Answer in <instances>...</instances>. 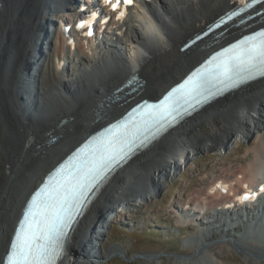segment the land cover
Here are the masks:
<instances>
[{
    "label": "bare ground",
    "instance_id": "1",
    "mask_svg": "<svg viewBox=\"0 0 264 264\" xmlns=\"http://www.w3.org/2000/svg\"><path fill=\"white\" fill-rule=\"evenodd\" d=\"M60 1L62 6L71 3V0ZM123 1L119 0L118 5L116 4L118 8H125ZM143 1H145L148 12L147 19L140 16L142 14L140 11H136V19L126 18L124 21L117 22L115 12H111L109 32L114 27H119L118 30L124 37L118 41H108L107 47H96V42L92 40V37H80V34H77V45L74 52L68 48L67 37L62 28L56 26L58 32L54 49L56 56L62 57L63 62L60 64L56 61L54 70L56 73L51 77L45 73V65L48 64L49 57L44 50L47 48L49 40L52 41L51 30H47L50 34L46 38L44 35L46 33L45 25L55 19L50 20L51 17L48 14L50 11L56 12L58 21L65 19L63 13L58 10L59 7L55 6L58 0H12L10 6L8 5L9 0H0V15L5 22L0 25V40L3 39L2 42L0 41V68L12 50L10 48L8 50L5 46L9 38L8 35H10L6 24L8 22H6V18L9 17L6 16L12 11L17 25L20 24L21 19L27 23L23 34L21 36L19 34L18 37V40L22 41V53L18 54L14 63L13 59L8 61L13 63L9 67L8 73L0 71V108L3 109L2 104L9 100L12 109L10 110L16 115L20 111V106L22 108L27 105V107H33L40 112L45 110L50 106L48 101L49 98L53 99L52 96L61 98L65 102L55 116L51 114L41 122L33 124L31 129L21 136L22 139L11 153H8L9 151L7 152L0 143V264L9 246L15 223L24 202L54 164L86 135L119 116L129 106L137 105L138 100H141L143 104L140 107H144L158 98L164 90L182 78L208 52L230 39L236 38L239 36L238 31L250 24L226 31L211 42H200L181 53L182 40L188 39L208 22L218 18L237 0ZM81 3L83 0H80ZM22 5L23 9L20 11ZM26 5H29L30 8ZM82 7L85 8L81 5L79 9ZM107 8L108 6H106V10ZM140 10L146 11L145 8ZM89 11H91V7ZM70 16H73V13H70ZM251 23H256V20ZM52 27L54 26L52 25ZM71 30L76 34L74 28ZM212 43L214 45H211ZM209 44L210 47H208ZM49 46L50 48L53 46L52 42ZM41 50L44 51L42 54H40ZM70 50L71 57L77 54L82 56V59L77 60L78 64L86 61V64H81L82 69L78 71L75 79L67 74L65 67L63 68L66 54ZM97 62L99 64H96ZM112 67L114 68L112 73L105 79L96 77L99 76L101 70ZM93 79L96 80L97 85L92 87V90L89 89L90 91L81 93ZM125 85L129 89L117 94V91ZM132 89L135 91L130 94L128 91ZM127 93L129 96L121 100V96ZM19 95L25 96L23 102L17 100ZM77 96L82 102L73 100ZM95 105V110L90 112ZM220 114H222V119ZM214 117L216 119L212 120L211 125L209 124L214 128L213 132L202 136L201 132L207 128L208 120ZM73 118L76 119L71 120ZM66 120H70L66 126L74 128L72 129L74 131L84 130L86 127L87 129L81 134L75 131L78 134L77 137L70 141L66 147L61 148L62 150L58 148L60 143L58 141L57 145L50 147V141L60 139L59 134L64 127L58 128V125ZM263 123L264 79L205 107L187 122L170 131L158 143L130 161L125 166L126 168H122L112 178L78 226L68 245L67 255L59 264H100L107 256L114 253L119 254L118 248L105 250L99 256L96 255L97 249L100 250L99 244L103 241L102 232L105 230L106 222L111 219H109V215L117 211V209L115 210L117 203H123L128 208L134 198L143 200L146 197H155L157 190L159 192V188L162 187L164 179H171L176 171L184 168L195 152L227 149L232 141L248 140L254 134L259 133L257 141L251 145V159L247 166L233 171L230 176H225L221 180L215 179L208 192L204 193L201 198L190 201L192 204L190 206L197 213H189L185 216L186 218H182L183 222L180 218L178 219L179 223L184 224L201 223L204 216L206 217L207 211H211V217L209 220L207 218V225L200 224L205 228L199 230V236L194 240L191 237L184 240L183 247L194 251L193 255L195 256L192 258L193 260L190 259L192 262L188 260L184 261V264L189 262L191 264L195 261L204 262L205 259L212 260V256L207 253L206 249L212 241L219 243V239H228L227 242H222L228 246L235 245L234 243L237 245L241 242L246 243L245 240L250 238L253 239V242H257L255 239L258 238L254 239V237L259 235L252 231L251 221L255 220L260 223L261 230L259 229V232H262L264 237V216L262 220H257L260 218L257 210L260 202L243 201L239 197L242 192L249 194L257 190L259 184L264 181V131L261 130ZM19 125L21 126V123ZM18 129L23 131L22 126ZM40 161L44 162V165L41 163L40 165H31ZM24 166L27 168L24 169ZM188 167L191 168L190 165ZM14 179L18 180L16 186H12ZM9 190L18 191V197L14 200L11 199ZM252 210L253 213H251ZM220 217L224 218L221 224L219 223ZM246 219L247 223H245ZM239 222L245 225L242 235L239 236V241L232 237H224L227 235H224L223 232L217 233L215 229L209 233L210 230L207 228L213 223L214 225L220 224V227H226L228 230L226 231L229 233L231 228L237 229V226L233 225ZM249 230L252 236L247 238ZM215 233L219 238L213 237ZM209 239L211 241L208 244L206 241ZM248 242L249 247L256 248L257 246L264 252V243H260L261 241L258 240L259 244L257 245L255 243L248 244ZM199 248L201 252L198 254ZM259 254L261 256V252H256L253 249L247 250L243 254L244 264H258L257 256ZM176 261L177 264H181V259L178 257Z\"/></svg>",
    "mask_w": 264,
    "mask_h": 264
},
{
    "label": "rangeland",
    "instance_id": "2",
    "mask_svg": "<svg viewBox=\"0 0 264 264\" xmlns=\"http://www.w3.org/2000/svg\"><path fill=\"white\" fill-rule=\"evenodd\" d=\"M8 5L9 6L12 5V0H9ZM26 7L30 8L29 5H26ZM22 9H23V5L20 7L19 10L21 11ZM6 17H9L6 18L7 19L6 22L8 21L6 24H7L8 34L10 35H8L9 38L7 39L8 41L5 43V46L7 47L8 50L9 48L12 50H10L9 53L10 55L8 56V59L3 63L2 68H0V71L5 74L8 73L9 67L13 65L14 60L18 57V54L22 53V41H19L18 37L19 34L20 36L23 34V31L27 27L26 25L27 23L24 19H21L19 25L16 24V19L13 17L12 11H10V13H8ZM0 18H1L0 19V25H1L2 22H4V20L2 19L1 15ZM0 41L2 42L3 39H1ZM10 45L11 47H9ZM13 47L16 49H14ZM54 48L55 46H53L52 50L50 51L51 53L48 54L49 57L48 64L45 65V73L51 77L56 73L54 72V70L56 69L54 63L55 55H56ZM81 57H82L81 55L78 54L75 55L71 65L67 70V74H69L71 78H73L75 75L77 76L78 72L76 74L75 72L78 68L80 70L81 64H86V61L79 64L77 63V60H79ZM11 59H13L12 64L8 62ZM113 69H114L113 67L108 69L107 68L103 69L101 70L100 74H98L99 76L96 77L98 79H105L107 76L110 75V73H112ZM97 78L95 79L98 80ZM95 79L91 80L81 93L92 90V87H95L97 85ZM24 98L25 96H21V95L17 96V100H19V102H23ZM52 98L53 99L49 98L48 104H50V106L46 108L47 110L46 109H45L46 111L41 110V112L40 110L33 109V107H27L26 105L25 107L22 108L20 106L19 113H16L15 115L11 111L12 109L10 107L9 100H7V102H4L2 104L3 106L1 107L3 109L0 108L1 110H3L2 112L0 110V137H1L0 143L5 147L7 152L9 151L8 153H11V151L15 150V146L22 139L21 136L24 133L26 134L28 132V129H31V126L33 124H35L36 122H41L43 119H46L49 116H51V114L52 116H55V114H57V111L62 109L61 105H64L65 102L61 98H55L54 96H52ZM73 100L76 102H82L81 99H78V96L74 97ZM137 104H142L141 100H138ZM96 105L94 106V109H91L90 112H92V110L93 111L95 110ZM219 116L221 118L222 114H220ZM74 119L76 118H73L71 120ZM214 119H216V117L208 120L206 126L207 128L201 132L202 136H207L208 133L213 132L214 128L211 127L210 125L212 124V120L214 121ZM18 122L19 124L21 123L23 131H19L18 128H20L21 126L17 124ZM69 123L70 120H66L62 125V127L64 128L63 130H61L62 134L61 133L59 134L60 139L57 140L58 143L60 142L59 144L61 147L58 144V148L60 150H62L61 148L66 147L67 144L73 139H75L78 134H81L82 132H84V130L87 129L86 127L84 130L82 129H79L77 131L75 130L77 133L79 132L77 134L74 130H72L74 128L70 126H66ZM60 127L61 126H59L58 128ZM71 130L73 131V134ZM261 130L262 132L264 131V123ZM61 137H63L65 140ZM258 137H259V133L258 134L256 133L253 136H251L248 140H242L239 142L232 141L227 149H220L219 151H208V152L197 151L195 152V154L192 155L191 157L192 159L184 165V168L176 171L171 179H166V180L164 179L162 187L159 188V192L157 190L155 197L152 196L146 197L143 200H138L137 202L136 201L134 202L135 199L134 198L131 200L129 208H127V210H125L123 213H119V211H122L124 209L125 207L124 204L117 203L115 206V210L117 209V211L110 214L109 219L110 218L111 219L108 220V222H106L105 230L102 232L104 235L102 239L103 241L99 244L100 250L97 249L96 255L99 256V254H101V252H104L105 250L109 251L111 249L115 250L118 248L120 253L119 254L114 253L107 256V258L102 260L100 264H177L176 261L177 257L180 259V257L186 256L189 259L181 260V264H184V261L187 262L188 260L195 257L193 256L192 258H190V256L194 254L193 253L194 251L189 250V248H184L182 244L183 242H185L184 241L185 239H189L191 237V239L194 240V238H197L199 236L200 234L199 230L205 228L200 226V224H202L203 226L207 225L206 223L211 217V211H207L206 217L204 216L203 218L204 223H202L201 221V223H196V224H184V223H179L178 219L180 218V220L182 221V218H186L185 216L189 215V213L191 212L197 213L195 209L192 206H190L192 205L190 201H195L201 198L204 195V193L208 192L209 187L215 181V179L221 180L225 176L226 177L230 176V174L233 171H236L237 169L245 168L247 166V164L249 163V159H251V152H250L251 145L257 141ZM56 143L53 145H57ZM50 147H52V145ZM51 155L52 157L54 156L53 153ZM41 161L35 162L34 164L31 165L32 166L40 165V163L44 165L43 164L44 162ZM189 165L191 166V168L188 167ZM24 167H25L24 169L27 168V166ZM17 184H18V180L14 179L12 186H16ZM18 193H19L18 191L16 192L9 190V195H11L10 197L13 200L16 197H18ZM139 202H143V203L140 207L135 209L134 204L135 206H137ZM95 203L96 201L93 203V205ZM91 208L88 210L87 214L89 213ZM253 212L254 211L252 210L251 213ZM86 216L87 215H85L84 218ZM84 218L82 220H84ZM223 220L224 218L220 217L219 223L221 224ZM220 224H215V225L214 223L210 224L211 226L207 227L210 230L209 233H211L212 229H215L217 233L223 232L224 235H227L224 237H232L233 239H237V241L240 240L239 236L242 235L245 229L244 224L242 225L239 222L238 224L233 225V226H237V229L231 228V231L229 233H227L228 231L227 228L226 227L221 228ZM210 236L212 237V234ZM213 237L219 238V236L216 233ZM254 238H257L256 235ZM222 240L223 241L225 240L224 242L228 241V239H219L218 241H222ZM252 240L253 239L250 238L245 241L247 242L249 241L248 244L249 243H255V245L259 244L258 241L257 242L255 241L259 239H255L254 240L255 242H253ZM260 240L261 242H264V237L260 238ZM210 241L211 240L209 239V241L207 240L206 243L209 244ZM247 242L239 243L238 246L241 248V250L238 251L236 249L237 247L236 245L228 246L223 244L222 242L214 243V241H212L210 242L211 245L209 244V247L206 248L207 253L212 256V260L205 259L204 262L195 261L191 264H199V263L244 264L243 254L247 252V250H252V249L256 252L259 253L261 252V256L259 254V256L257 257L258 258L257 262L258 264H264V254H263L264 252L262 248H259L257 246L256 248H251L249 247L250 245H247ZM200 248L198 249V251L200 250ZM192 260H190V262H192ZM190 262L188 264H190Z\"/></svg>",
    "mask_w": 264,
    "mask_h": 264
},
{
    "label": "snow or ice",
    "instance_id": "3",
    "mask_svg": "<svg viewBox=\"0 0 264 264\" xmlns=\"http://www.w3.org/2000/svg\"><path fill=\"white\" fill-rule=\"evenodd\" d=\"M105 2L108 3L110 0ZM131 2L132 0H124L126 4ZM254 2L259 3L261 0H254ZM118 3L119 0L117 5ZM241 3L248 6L247 0H241ZM225 53L217 54V57L223 59L207 76L194 81L190 78L178 89H174L173 93L165 98L161 106L163 110L150 116L151 122L158 125L166 119V113L176 111L174 104L167 108H164V104H167L168 100L181 90H185V96L194 94V98L198 99L202 89L210 91L204 88L208 82L220 80L225 85L237 86L258 75L264 76V32L245 37L238 44L226 49ZM217 57H213L209 63L216 61ZM190 83L192 87L188 88ZM132 135V140L127 139L125 134V137L110 141L91 159L78 165L75 171L61 169L58 179L50 178L49 183L37 192L28 204L23 219L16 229L15 238L11 241L7 264H57L73 218L78 215V210L82 207L84 193L95 184L114 161L131 149L138 133ZM113 145H119V147L113 148Z\"/></svg>",
    "mask_w": 264,
    "mask_h": 264
},
{
    "label": "water",
    "instance_id": "4",
    "mask_svg": "<svg viewBox=\"0 0 264 264\" xmlns=\"http://www.w3.org/2000/svg\"><path fill=\"white\" fill-rule=\"evenodd\" d=\"M31 74H32V73H31ZM120 91H121V90H120ZM124 91H126V90H123L122 92H124ZM134 91H135V89H132V90L129 91V93L131 94V93L134 92ZM120 93H121V92H120ZM127 96H129L128 93L125 94L124 96H121V100H123V99H124L125 97H127ZM86 136H87V135H86ZM86 136H85V137H86ZM165 136H166V135H165ZM165 136H164V137H165ZM85 137H84V138H85ZM164 137H163V138H164ZM163 138H161V139H163ZM159 141H160V140H159ZM159 141H158V142H159ZM158 142H156V143H158ZM156 143H155V144H156ZM155 144H153V145H155ZM153 145H152V146H153ZM152 146H151V147H152ZM151 147H150V148H151ZM150 148H149V149H150ZM125 168H126V167H125ZM260 222H261V221H260ZM259 224H260V223H259ZM263 228H264V225H263ZM247 234H249V235H248V238H250V237L252 236V233H251L250 230L247 232ZM257 241H258V240H257ZM259 241H261V240L259 239ZM260 243H261V242H260ZM234 244L238 247V248H237V247L235 246L236 249H237L238 251L241 250V248H240L236 243H234ZM67 248H68V244L65 246V252H64L63 257H65V256L67 255ZM203 250H204V249H203ZM199 252H201V251H197L198 254H199ZM197 253H196V254H197ZM193 256H194V255L190 256V258H192ZM257 257H258V256H257ZM180 259H181V260H187V259H189V258H187L186 256H183V257H180Z\"/></svg>",
    "mask_w": 264,
    "mask_h": 264
}]
</instances>
